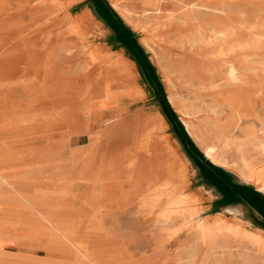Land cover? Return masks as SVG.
<instances>
[{"label": "rangeland", "instance_id": "obj_1", "mask_svg": "<svg viewBox=\"0 0 264 264\" xmlns=\"http://www.w3.org/2000/svg\"><path fill=\"white\" fill-rule=\"evenodd\" d=\"M78 1L0 0V264H264L260 230L192 195L153 71L89 49ZM107 1L205 157L264 182V0Z\"/></svg>", "mask_w": 264, "mask_h": 264}, {"label": "crops", "instance_id": "obj_2", "mask_svg": "<svg viewBox=\"0 0 264 264\" xmlns=\"http://www.w3.org/2000/svg\"><path fill=\"white\" fill-rule=\"evenodd\" d=\"M74 5H80L78 14L88 11L96 23L93 26V32L97 39L89 49H96L101 54L109 55L112 58L130 61L138 76H143L146 81H149L147 75L149 73L146 71V74L144 71L143 60H145L147 68L158 77L151 62L150 53L139 41L140 34L123 20L107 0H79ZM98 8L103 13L100 16ZM187 136L204 158L202 159L195 149H192L195 161L190 162L194 174L192 179L194 187L191 193L202 202V208L217 212L216 215L235 216L253 226L255 230L264 233V193L257 190L252 184L241 180L229 168L212 163L188 134ZM178 142L182 148L179 140Z\"/></svg>", "mask_w": 264, "mask_h": 264}, {"label": "trees", "instance_id": "obj_3", "mask_svg": "<svg viewBox=\"0 0 264 264\" xmlns=\"http://www.w3.org/2000/svg\"><path fill=\"white\" fill-rule=\"evenodd\" d=\"M98 14H99V16L101 14H103V13H101V10L99 8H98ZM145 70L147 71L146 68H145ZM151 81L153 82V85L156 88V92L159 93V95H160L161 104H162V107H163V112L166 114V116L168 117L170 122L173 123L174 127L177 130L176 136H177L178 140L180 141V143L182 145V148H183L184 152L186 153V155L190 158V160L195 161L194 160V156H193V150L195 149V151L199 154V156L202 159H204L202 154L197 151V149L195 148V146L193 145L191 140L188 138L187 134L185 133V131L183 129V126L179 122L177 116L172 111L169 103L166 100V97H165V94L163 92L162 86H161L158 78L156 77V75H153V78H152ZM206 163L211 166V164L208 161H206Z\"/></svg>", "mask_w": 264, "mask_h": 264}, {"label": "bare ground", "instance_id": "obj_4", "mask_svg": "<svg viewBox=\"0 0 264 264\" xmlns=\"http://www.w3.org/2000/svg\"><path fill=\"white\" fill-rule=\"evenodd\" d=\"M184 126V125H183ZM207 156H209V154H207ZM249 176L250 175H252V173L251 174H248ZM246 180L248 181V182H251V183H254V184H256V182L259 180V179H251V177H247L246 178ZM262 181V180H261ZM256 189L257 190H259V191H261V192H263L264 193V182L262 181L261 182V184H259L258 186H256ZM230 223V222H229ZM238 225L239 224H235V225H233V226H231L230 228H229V231L230 232H233V233H235V232H237V231H239V227H238ZM220 227V226H219ZM253 241H255V242H261V241H263L264 242V234H263V232L262 233H256V234H250V235H248Z\"/></svg>", "mask_w": 264, "mask_h": 264}]
</instances>
